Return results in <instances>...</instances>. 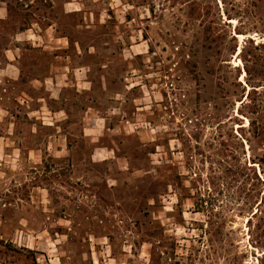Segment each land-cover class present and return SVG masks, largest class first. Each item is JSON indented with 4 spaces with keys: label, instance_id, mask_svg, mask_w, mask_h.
<instances>
[{
    "label": "rangeland",
    "instance_id": "374dc122",
    "mask_svg": "<svg viewBox=\"0 0 264 264\" xmlns=\"http://www.w3.org/2000/svg\"><path fill=\"white\" fill-rule=\"evenodd\" d=\"M7 1L0 264H258L264 0Z\"/></svg>",
    "mask_w": 264,
    "mask_h": 264
},
{
    "label": "crops",
    "instance_id": "0c3cea01",
    "mask_svg": "<svg viewBox=\"0 0 264 264\" xmlns=\"http://www.w3.org/2000/svg\"><path fill=\"white\" fill-rule=\"evenodd\" d=\"M10 4L7 0H0V23L3 22L2 24H4L8 19H10L11 15H10V10H9ZM36 23H31L30 25L27 23H23L20 27H16V31L14 33V40H13V45L9 46V47H4V51H3V60H0V76L7 78L8 80H13V81H18L21 79L24 69L26 68L25 65H23V63L21 62L22 58H23V52H22V45L23 42L27 41L30 43V45L33 46V48L35 47H41L44 46V48H46V45L44 44V42H37V40H35L34 38H31V34H33L34 36H37V33L35 31H33V26ZM51 24H47L46 25V29L51 27ZM24 34L25 37H21L20 35ZM39 36L38 35V40H39ZM59 39V37H58ZM64 42L62 47H57V49L63 50L65 51L67 48H65V38H63ZM66 43L70 44V40L66 41ZM37 45V46H35ZM62 48V49H61ZM59 54L56 53L55 57H58ZM52 74L54 75V72H52ZM53 78V81L56 82L55 80V75Z\"/></svg>",
    "mask_w": 264,
    "mask_h": 264
},
{
    "label": "trees",
    "instance_id": "16d2710c",
    "mask_svg": "<svg viewBox=\"0 0 264 264\" xmlns=\"http://www.w3.org/2000/svg\"><path fill=\"white\" fill-rule=\"evenodd\" d=\"M9 10L11 17L4 24H9L11 19L16 20L18 18L19 13L17 12V8L13 10V8L10 6ZM262 165H264V156L262 159ZM257 178L261 182V188L259 191V196L256 198L254 204L250 200L254 197V195L248 193V202L246 204L248 209V217L246 223L248 226L250 244L255 248L263 250L262 252H264V186L261 176L257 175ZM28 251L33 252L34 250L29 249ZM262 255L263 256L261 258H258V264H264V253Z\"/></svg>",
    "mask_w": 264,
    "mask_h": 264
}]
</instances>
